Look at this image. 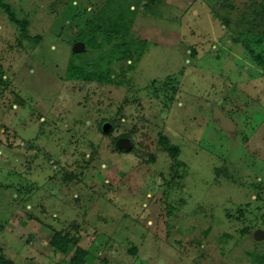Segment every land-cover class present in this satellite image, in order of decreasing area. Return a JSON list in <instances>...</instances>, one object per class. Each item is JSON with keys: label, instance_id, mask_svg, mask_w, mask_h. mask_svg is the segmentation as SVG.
Listing matches in <instances>:
<instances>
[{"label": "rangeland", "instance_id": "rangeland-1", "mask_svg": "<svg viewBox=\"0 0 264 264\" xmlns=\"http://www.w3.org/2000/svg\"><path fill=\"white\" fill-rule=\"evenodd\" d=\"M258 229L264 0H0L2 254L62 264L59 232L84 264H255Z\"/></svg>", "mask_w": 264, "mask_h": 264}, {"label": "trees", "instance_id": "trees-1", "mask_svg": "<svg viewBox=\"0 0 264 264\" xmlns=\"http://www.w3.org/2000/svg\"><path fill=\"white\" fill-rule=\"evenodd\" d=\"M5 8L7 9L10 19L17 23H20L21 26L25 29L27 22L25 20H19L16 18L14 10L11 8L9 4H4ZM103 28L105 33H109L112 29H120L121 25L115 22L113 25L103 24ZM66 79H76V80H97V81H109L110 79L106 76L101 74L100 72H94L89 70L88 68L75 64L73 60L69 62L67 71H66ZM172 152L177 153L178 148H172ZM71 243L70 238L67 235L61 233H55L51 240L50 244L52 246L53 254L57 256H64L62 257V264H84L85 256H86V249L81 246H77L74 252L69 253V245ZM251 260L255 264H264V251L262 252H252L250 254ZM0 264H17L15 261L11 260L2 252L0 251Z\"/></svg>", "mask_w": 264, "mask_h": 264}, {"label": "water", "instance_id": "water-1", "mask_svg": "<svg viewBox=\"0 0 264 264\" xmlns=\"http://www.w3.org/2000/svg\"><path fill=\"white\" fill-rule=\"evenodd\" d=\"M81 47V44H79L78 48ZM215 116L218 117L221 121V125L226 128V129H231L233 127V122L232 119L228 116H226L221 110L216 109L214 112ZM120 144L121 145H126L127 144V140L126 139H121L120 140ZM264 232L261 229L256 230L254 237L256 239H261V237L263 236Z\"/></svg>", "mask_w": 264, "mask_h": 264}]
</instances>
